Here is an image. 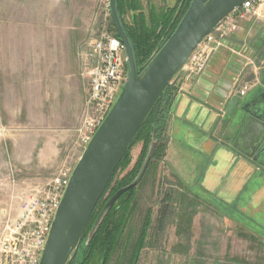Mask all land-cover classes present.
<instances>
[{
  "label": "rangeland",
  "instance_id": "374dc122",
  "mask_svg": "<svg viewBox=\"0 0 264 264\" xmlns=\"http://www.w3.org/2000/svg\"><path fill=\"white\" fill-rule=\"evenodd\" d=\"M179 2L180 0H141L146 12L151 6L157 11L176 6L181 8L182 4ZM133 14L135 13L129 12L127 22ZM71 22L77 26L73 33L79 40L80 49L85 53L89 41L101 32L114 34L111 31L108 0H0V40L4 32L16 34V29L24 28V25ZM85 22L88 25H84ZM243 22L252 26L248 39H252V46L257 44L254 49L257 52L262 37L257 43L254 32L264 27V6L256 16ZM250 26L247 28L250 29ZM243 28L239 24L237 33L242 32L243 35ZM46 75V72L26 73L19 77L16 85L25 93L16 96L2 95L4 82L0 74V234L6 216H16L19 199L32 193L44 192L62 168L75 167L84 151L76 133L84 81L81 78H71L60 70L51 77ZM184 77L185 72H180L174 79L176 95L182 84L191 83L184 82ZM39 86L52 87L55 93L49 97L37 94ZM64 90L68 93L56 94L57 91ZM1 106L8 109L3 110ZM48 135L56 141L58 153L55 163L51 157L46 158L43 163L39 159L37 149L40 148L42 139ZM35 144L37 147L33 154ZM141 148L142 143L139 141L130 147L127 162L117 170L111 186L132 172ZM163 161L164 159L155 173L149 171L135 190L134 212L124 232L121 247L111 264H126L149 210L152 214L151 227L146 247L137 264H264L262 209H232L213 196L206 197L197 186L186 191L183 184L164 166ZM24 178L30 180L23 182ZM254 187L255 185L251 188ZM5 194L11 195V202L1 207ZM108 194L110 191L105 198ZM167 194L170 199L163 219L164 226L161 228L159 222Z\"/></svg>",
  "mask_w": 264,
  "mask_h": 264
},
{
  "label": "water",
  "instance_id": "95a60500",
  "mask_svg": "<svg viewBox=\"0 0 264 264\" xmlns=\"http://www.w3.org/2000/svg\"><path fill=\"white\" fill-rule=\"evenodd\" d=\"M246 1L191 0L174 32L138 72L134 50L119 17L116 0H108L110 21L123 45L126 58V82L72 170L39 264H70L98 202L135 134L160 96L179 75L204 38ZM222 46L213 55L196 87L202 90L204 100L219 109L229 100L226 114L233 116L240 127L233 148L258 163V157H264V93L243 105L238 96L231 95L233 85L247 61L252 59L253 52L228 41H223ZM154 148L155 142H152L136 178L105 203L88 240L118 199L140 183Z\"/></svg>",
  "mask_w": 264,
  "mask_h": 264
},
{
  "label": "crops",
  "instance_id": "0c3cea01",
  "mask_svg": "<svg viewBox=\"0 0 264 264\" xmlns=\"http://www.w3.org/2000/svg\"><path fill=\"white\" fill-rule=\"evenodd\" d=\"M243 21L238 22V25L244 27L243 35L242 32L235 33L230 38L232 44L253 52L252 59L248 60L237 83H241V87L247 86V92L244 96L233 95L239 97L241 105L264 93V27L254 32L258 38L255 36L257 43L262 37L258 45L260 47L254 52L257 44L252 46V39H248L252 26ZM84 25H88L87 22ZM22 27L24 28L16 29V34L4 32L0 40V74L4 82L2 95L24 94L16 84L17 79L26 73L46 72V76L51 77L58 70L65 71L67 76L84 81L79 127L87 92V82L82 77V70L88 60L87 52L80 49L79 40L73 33L77 26L71 22L28 24ZM34 31L46 33L36 34ZM182 85L170 113L164 166L183 184L184 190L189 191L192 186H197L206 197L213 196L232 209L260 207L264 219V171L257 163L233 148L240 127L234 122L233 116L226 114L229 100L219 109L203 99L202 90L195 83ZM36 92L48 97L55 93L48 86H39ZM67 93L64 90L57 91L56 94ZM1 107L3 110L8 109ZM36 147L35 144L32 148L33 154ZM39 147L37 150L40 161L43 163L46 158L51 157L55 163L58 153L56 141L49 135L45 136ZM22 180L25 182L30 179ZM10 196L5 194L1 207L9 205Z\"/></svg>",
  "mask_w": 264,
  "mask_h": 264
},
{
  "label": "built area",
  "instance_id": "2783aa9c",
  "mask_svg": "<svg viewBox=\"0 0 264 264\" xmlns=\"http://www.w3.org/2000/svg\"><path fill=\"white\" fill-rule=\"evenodd\" d=\"M264 0H247L208 34L181 70L184 82L197 83L222 42H230L239 21L256 16ZM87 82L81 123L76 129L84 149L119 97L127 78L123 45L115 34L101 32L88 43ZM233 85L231 95L244 96L247 86ZM73 169L62 168L41 194L19 200L16 216H6L0 234V264H39L51 223Z\"/></svg>",
  "mask_w": 264,
  "mask_h": 264
},
{
  "label": "trees",
  "instance_id": "16d2710c",
  "mask_svg": "<svg viewBox=\"0 0 264 264\" xmlns=\"http://www.w3.org/2000/svg\"><path fill=\"white\" fill-rule=\"evenodd\" d=\"M190 2L191 0H180L179 3L182 4L181 8L176 6L172 9L161 8L158 11L151 6L146 12L141 0H116L119 17L134 50L138 72L143 70L153 54L163 46L174 32L182 16L188 9ZM129 12L135 14L127 22ZM111 31L115 34L113 27ZM176 92L177 86L174 85L173 80L160 96L150 114L135 134L90 218L79 246L80 254L70 264H111L113 262L115 255L121 247L124 232L134 212L135 190L149 174V171L156 172L159 163L165 157L167 147L166 131ZM137 141L142 143V148L134 169L127 177L116 182L114 186H111L117 170L127 162L130 147ZM152 142H155V148L140 183L118 199L108 211L92 238L88 240V235L105 203L119 189L129 185L138 175ZM108 191H110V194L105 198ZM169 199L170 196L167 194L164 199L166 205L162 210V220L160 219L159 222L161 228L164 226L163 219H165L167 213ZM151 216V211H147L140 232L132 245L126 264H137L142 250L146 247L148 232L152 221Z\"/></svg>",
  "mask_w": 264,
  "mask_h": 264
},
{
  "label": "flooded vegetation",
  "instance_id": "af4514ba",
  "mask_svg": "<svg viewBox=\"0 0 264 264\" xmlns=\"http://www.w3.org/2000/svg\"><path fill=\"white\" fill-rule=\"evenodd\" d=\"M240 130V129H239ZM239 133V132H238ZM257 153V152H256ZM258 166H260V168L264 171V157H262L261 155L258 157ZM79 254H80V248H78V250H77V252H76V254H75V256L71 259V262L74 260V259H76V258H78V256H79ZM70 262V263H71Z\"/></svg>",
  "mask_w": 264,
  "mask_h": 264
}]
</instances>
